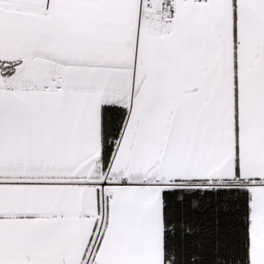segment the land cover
I'll list each match as a JSON object with an SVG mask.
<instances>
[{
    "label": "snow or ice",
    "instance_id": "snow-or-ice-1",
    "mask_svg": "<svg viewBox=\"0 0 264 264\" xmlns=\"http://www.w3.org/2000/svg\"><path fill=\"white\" fill-rule=\"evenodd\" d=\"M0 264H264V0H0Z\"/></svg>",
    "mask_w": 264,
    "mask_h": 264
}]
</instances>
